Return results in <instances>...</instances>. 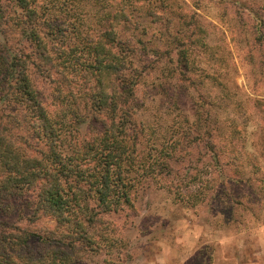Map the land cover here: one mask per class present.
Segmentation results:
<instances>
[{
    "label": "trees",
    "instance_id": "16d2710c",
    "mask_svg": "<svg viewBox=\"0 0 264 264\" xmlns=\"http://www.w3.org/2000/svg\"><path fill=\"white\" fill-rule=\"evenodd\" d=\"M87 1L0 0V264H83L121 249L113 217L136 210L143 185L183 200L176 179L193 183L201 169L224 165L219 118L204 101L195 103L194 123L183 115L159 136L140 120L139 93L163 56L152 26L173 35L160 38L170 50L162 59L179 84L194 85V33L172 2L90 0L106 8L90 30L83 13L52 14ZM177 50L183 59L174 62ZM149 51L157 62L146 61ZM194 152L205 163L185 173L178 164Z\"/></svg>",
    "mask_w": 264,
    "mask_h": 264
},
{
    "label": "rangeland",
    "instance_id": "374dc122",
    "mask_svg": "<svg viewBox=\"0 0 264 264\" xmlns=\"http://www.w3.org/2000/svg\"><path fill=\"white\" fill-rule=\"evenodd\" d=\"M171 2L174 15L185 18L194 33L188 47L194 85L179 84L171 72L174 64L162 59L170 50L160 38L170 40L173 35L161 24L152 26L159 31L163 56L159 70L146 78L139 93L140 120L159 136L173 123L182 124L185 116L194 123L195 103L204 101L219 118L224 165L201 169L193 183L176 179L173 188L180 185L183 200L152 181L143 185L136 210L113 217L124 247L103 251L83 264H264V0ZM105 13L104 6L90 0L68 13L52 12L64 20L82 16L84 30L98 29L96 22ZM178 57L173 56L174 62L183 59ZM157 60L149 51L146 61ZM45 91L49 104L48 88ZM153 141L146 143L152 147ZM200 157L194 152L178 167L192 174V167L205 163ZM197 192L204 194L194 201L191 196Z\"/></svg>",
    "mask_w": 264,
    "mask_h": 264
},
{
    "label": "crops",
    "instance_id": "0c3cea01",
    "mask_svg": "<svg viewBox=\"0 0 264 264\" xmlns=\"http://www.w3.org/2000/svg\"><path fill=\"white\" fill-rule=\"evenodd\" d=\"M259 248H260V246H258L256 250H258ZM258 252H259V251H258ZM255 255H256V254H255Z\"/></svg>",
    "mask_w": 264,
    "mask_h": 264
}]
</instances>
